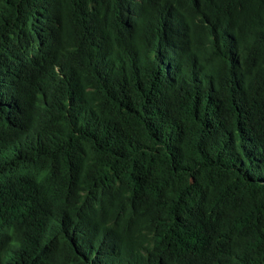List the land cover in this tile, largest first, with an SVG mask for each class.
<instances>
[{
	"label": "trees",
	"instance_id": "obj_1",
	"mask_svg": "<svg viewBox=\"0 0 264 264\" xmlns=\"http://www.w3.org/2000/svg\"><path fill=\"white\" fill-rule=\"evenodd\" d=\"M15 214L0 264H264V0H0Z\"/></svg>",
	"mask_w": 264,
	"mask_h": 264
},
{
	"label": "clouds",
	"instance_id": "obj_2",
	"mask_svg": "<svg viewBox=\"0 0 264 264\" xmlns=\"http://www.w3.org/2000/svg\"><path fill=\"white\" fill-rule=\"evenodd\" d=\"M4 25H5V22L2 23L1 29L4 27ZM13 31L11 29V26L10 27L5 26L3 32L1 33V36L8 38L10 35H17ZM19 41H20V39H19ZM90 210H91V211H89L90 216L84 213L86 225L83 226L82 229H79V226L81 227L79 221L76 223H72L71 221H68V220L58 219L61 221H65L67 225L72 224L73 233L77 239L76 244H77L78 249H80V250L84 249L85 247H87L90 244L91 240H89L86 245L81 244V239H85V237L88 233H91L92 235L95 234L96 240L99 243H101V241H103V240H113L117 236L116 233L114 232V230L113 231H107V234L103 230H99V225L96 224L93 220L91 206H90ZM15 215H16V218L14 219V221H9L6 218L0 216V224L3 226V228L5 230H7L9 233H12V234L14 233L15 225H22L24 222H27L22 215H18V214H15ZM34 236L38 237V235H34ZM89 239H91V238H89ZM8 258L10 259L11 255H9Z\"/></svg>",
	"mask_w": 264,
	"mask_h": 264
},
{
	"label": "bare ground",
	"instance_id": "obj_3",
	"mask_svg": "<svg viewBox=\"0 0 264 264\" xmlns=\"http://www.w3.org/2000/svg\"><path fill=\"white\" fill-rule=\"evenodd\" d=\"M98 246V245H97Z\"/></svg>",
	"mask_w": 264,
	"mask_h": 264
}]
</instances>
